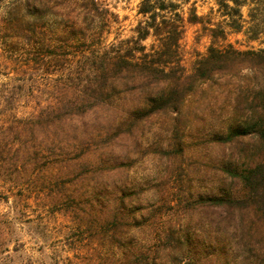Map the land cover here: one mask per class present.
Listing matches in <instances>:
<instances>
[{"label":"trees","instance_id":"obj_1","mask_svg":"<svg viewBox=\"0 0 264 264\" xmlns=\"http://www.w3.org/2000/svg\"><path fill=\"white\" fill-rule=\"evenodd\" d=\"M5 1L0 0V4ZM211 1L224 18V24L209 28L213 41L223 37L225 28L244 33L250 40L264 32L258 15L253 14L259 11V5L249 8L248 22L242 14L244 7L256 6L258 0ZM100 5L99 0H13L0 31L15 45L28 41L21 47L30 46L36 55L52 48L62 50L68 61V51L84 47L86 32L102 37L106 20ZM186 5L187 22L202 23L191 0H141L137 12L144 21L136 26L134 38L126 41L132 42L135 49L112 47L97 54L91 61L94 80L82 92L70 93L67 87L66 97L49 103L43 118L18 122L23 128L31 125L46 131L48 154L59 161L51 177H98L92 178L77 198L69 195V188L64 186L63 201H72V207L80 211L109 213L108 224L114 231L128 232L152 223L157 199L149 201L157 184L107 178L105 175L111 171H123L128 160L115 156L113 145L131 138L139 147L137 137L144 124L163 115L179 116L186 101L206 88L222 92L226 86L224 77L237 76L243 65L264 70V49L241 52L231 47L218 48L212 42L192 73L186 75L179 55L186 22L182 9ZM150 37L153 42L146 47L144 42ZM245 104L248 112L241 115L236 113L237 105L232 106L234 112L224 127L219 122L223 107L216 102L205 106L196 102L193 108L191 124L201 119L207 123L200 128L204 134L195 138L196 146L211 150L231 144L240 147L237 157L216 158L218 171L226 177L220 188L195 195L193 204L199 216L203 211L198 225L192 230L179 224L166 228L171 248L178 249V264H264V91L255 92ZM207 110L211 118L205 119ZM246 140L251 144L244 143ZM170 143V148L183 150L182 141L175 135ZM141 185L151 196L144 205L135 206L140 201ZM212 209L218 210L217 225H226L219 230L212 231L203 222L204 211ZM230 230L240 252H234L230 242L225 241ZM127 232L118 238L113 234L112 238L118 243L124 241L128 249L133 238L126 236Z\"/></svg>","mask_w":264,"mask_h":264},{"label":"rangeland","instance_id":"obj_2","mask_svg":"<svg viewBox=\"0 0 264 264\" xmlns=\"http://www.w3.org/2000/svg\"><path fill=\"white\" fill-rule=\"evenodd\" d=\"M12 1L0 4V26ZM99 1L106 20L102 37L98 39L96 33L86 32L84 47L68 51L71 54L68 61L62 50L52 48L36 55L30 46L21 47L28 45V41H18L15 45V41L5 39L0 31V264H178V249L171 248L166 228L179 224L192 230L203 214L202 211L199 216L194 207L195 195L220 188L226 180L217 169L216 158L237 157L240 147L231 144L211 150L196 146L195 138L204 134L205 130L200 128L207 123L201 119L191 124L193 108L196 102L203 106L216 102L223 107L219 122L224 127L234 112L232 106L237 105L239 115L248 112L245 100L258 90L264 91V70L243 65L237 76L224 77L226 86L222 92H217L215 87L206 88L186 101L179 116L163 115L144 124L137 137L139 147L134 146L131 138L119 146L113 145L112 153L128 160L123 171H111L105 176L157 184V191L149 201L157 199V210L151 224L128 232L112 230L109 213L80 211L72 207V201H63L64 186L69 188V195L77 198L86 184L98 177L95 174L51 177L58 170L59 161L48 154L46 131L20 125L43 118L49 103L66 97L67 87L70 93L82 92L92 83L91 61L97 54L112 47L136 48L126 41L134 38L136 26L144 21L137 12L141 0ZM258 1L256 6L244 7L242 14L248 22L249 8L259 5V11L253 14L258 15L261 20L258 24L264 30V0ZM191 2L195 3L202 23L187 22L189 5L183 7L186 22L179 55L186 75L192 73L212 42L218 48L231 47L241 52L264 49V32L258 39L250 40L244 33L225 28L223 37L213 41L209 28L224 24V18L211 0ZM152 42L150 37L144 45L149 47ZM203 116L205 119L210 116L208 110ZM174 135L182 141L183 150L170 148V138ZM143 186L135 206L144 205L151 196L143 191L146 190ZM204 214L203 222L210 230L226 226L217 225L218 210H205ZM124 232L133 238L128 249L124 241L118 243L112 238L113 234L119 237ZM228 235L225 241L230 242L234 252H240L231 230Z\"/></svg>","mask_w":264,"mask_h":264}]
</instances>
